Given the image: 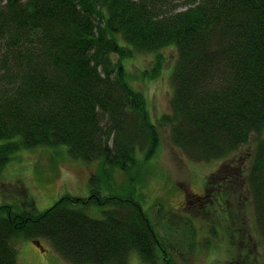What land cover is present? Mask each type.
Here are the masks:
<instances>
[{"label":"trees","instance_id":"obj_1","mask_svg":"<svg viewBox=\"0 0 264 264\" xmlns=\"http://www.w3.org/2000/svg\"><path fill=\"white\" fill-rule=\"evenodd\" d=\"M170 44L171 112L160 121L191 160H223L201 196H186L190 216L160 219L156 233L137 200L102 190L117 187L113 171L135 165L137 151L147 158L159 144L122 60ZM263 131L264 0H0V170L16 150L36 146L101 161L88 197L63 195L43 211L0 204V264H17L19 236L47 239L71 264H128L132 252L145 264H176L179 243L190 241L188 252L194 244V217L217 234V187L231 264H264V137L249 157L234 155ZM91 203L105 207L102 217L86 212ZM257 244L262 252L250 253Z\"/></svg>","mask_w":264,"mask_h":264},{"label":"rangeland","instance_id":"obj_2","mask_svg":"<svg viewBox=\"0 0 264 264\" xmlns=\"http://www.w3.org/2000/svg\"><path fill=\"white\" fill-rule=\"evenodd\" d=\"M176 59V48L170 44L157 52H135L122 60L128 83L132 88L142 91L145 96L151 120L157 125L159 144L154 154L147 158L137 151L135 165L126 170L113 171L112 178L117 182V187H112V190L108 189L107 192L102 190L103 193L112 191L121 198L131 197L137 200L158 230L157 233L162 232L160 219L164 220L171 214L183 215L189 211L185 193L188 194L187 197L202 194L209 175L216 171L223 160L222 158L209 161L191 160L172 145L169 126L160 121L162 114L171 112L173 87L170 75ZM262 137L264 131L259 135L251 134L248 142L234 155L249 157L250 152L256 149L258 138ZM232 156L228 155L224 159ZM100 164V160L84 162L70 157L65 145L20 148L0 170V204H11L14 210L31 207L36 211H43L63 195L88 197L89 178L91 174L99 171ZM244 184L245 182L239 180L237 187ZM212 192L217 198L216 207H213L219 215L217 234L209 235L205 232L207 222L194 217L195 227H199L194 237H191L194 244L188 252L186 243L190 241L179 243L178 253L185 254L179 256L178 253H173L172 257L175 260L173 261L176 264H231V256H227L225 250L227 240L224 241L230 225L223 203L224 190L217 187ZM201 202L203 205L208 204L204 199ZM104 208L102 205L91 203L86 212L92 217L100 218L103 216ZM252 211L251 209L250 212ZM3 215L4 213H0V217ZM248 216L250 220H254V213ZM186 234L188 233H182L184 236ZM171 238L177 241L180 236L172 234ZM39 241L43 249L28 237L19 236L13 239L17 264H71L58 255L47 239L40 238ZM252 248L250 253H255L256 250L262 252L259 244L257 249L253 246ZM128 264L145 263L137 253L132 252Z\"/></svg>","mask_w":264,"mask_h":264},{"label":"bare ground","instance_id":"obj_3","mask_svg":"<svg viewBox=\"0 0 264 264\" xmlns=\"http://www.w3.org/2000/svg\"><path fill=\"white\" fill-rule=\"evenodd\" d=\"M176 52H177V51H176ZM174 66H175V65H174ZM5 165H6V164H5ZM5 165H4V166H5ZM185 215H186V216H187V215L190 216V214H188L187 212H185ZM245 229H246V228H245ZM154 230H155V232L157 233L158 230H156V229H154ZM193 237H194V236H193Z\"/></svg>","mask_w":264,"mask_h":264},{"label":"water","instance_id":"obj_4","mask_svg":"<svg viewBox=\"0 0 264 264\" xmlns=\"http://www.w3.org/2000/svg\"><path fill=\"white\" fill-rule=\"evenodd\" d=\"M37 246H40L38 241H33Z\"/></svg>","mask_w":264,"mask_h":264}]
</instances>
